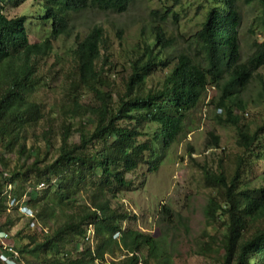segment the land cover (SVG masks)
<instances>
[{
	"label": "trees",
	"instance_id": "16d2710c",
	"mask_svg": "<svg viewBox=\"0 0 264 264\" xmlns=\"http://www.w3.org/2000/svg\"><path fill=\"white\" fill-rule=\"evenodd\" d=\"M26 1H36L42 9L40 19L52 23L50 35L42 41H28L26 15L5 14V3L19 6ZM206 1L210 9L201 29L180 52L166 31L170 13L178 19L177 14L171 9L156 12L157 24L142 28L127 54L129 74L122 78L124 91H118L112 80L117 72L108 32L96 25L85 36L75 34V19L87 10L124 13L134 0H0V145L17 157L12 166L0 153V215L18 210L9 208V185L17 200L28 196L27 205L39 225L23 238L26 242L16 244L26 264H170L158 254L160 240L124 227L137 218L113 200L132 189L128 177L143 165L154 162L150 170L158 171V149L165 152L184 134L187 115L198 108L209 87L219 93L217 123L237 129L243 154L231 170L222 161L217 169L201 166L207 186L216 191L205 208L207 229L219 235L207 232L210 242L202 244L200 253H219L222 264H264V174L259 186L243 183L248 157L264 159V127L251 131L242 122L248 115L242 95L264 68V40L255 41L252 54L243 61L241 0ZM242 1L259 5L264 30V0ZM74 34L76 44L68 59L58 60L55 43ZM118 35L122 38L121 30ZM55 55L62 68L71 65L72 81L70 102L62 107L66 118L61 145L47 163L40 149L27 147V137L45 119L43 106L32 97L46 85L43 67ZM158 72L165 74L162 84L148 89V80ZM87 93L94 103L82 101ZM74 121L80 125L77 129ZM149 125L156 126L153 133L143 130ZM76 133L77 142L72 140ZM43 140L47 148L54 146L50 132ZM220 142V136L210 132L206 146L219 149ZM162 213L170 223L166 217L173 215L171 210L164 207ZM14 224L9 218L0 230L10 232ZM250 225L255 228L247 236ZM90 228L92 240L86 241Z\"/></svg>",
	"mask_w": 264,
	"mask_h": 264
},
{
	"label": "rangeland",
	"instance_id": "374dc122",
	"mask_svg": "<svg viewBox=\"0 0 264 264\" xmlns=\"http://www.w3.org/2000/svg\"><path fill=\"white\" fill-rule=\"evenodd\" d=\"M36 1H26L17 6L13 3H5V14L14 18L26 15L28 22V41L35 43L46 39L51 32V22L40 19L41 7ZM242 16L239 28L240 47L242 60L246 61L253 52V43L264 40V30L261 8L258 4H245L242 0L238 2ZM171 9L177 14L176 19L170 13L166 23L168 35L177 41V51L188 48L194 35L201 29L210 5L206 0H134L127 12L113 13L97 10H87L75 19L76 31L85 36L93 26H103L110 37V51L113 64L116 68L115 89L124 91V76L129 74L128 52L137 43L142 28H149L157 24L159 16L156 12L163 14ZM177 21V22H176ZM122 31L119 38L118 31ZM75 34L71 38L62 37L55 43V54L58 60L68 59V51L75 47ZM177 52V53H178ZM105 53V52H104ZM108 54V55H109ZM56 55L47 60L43 67V77L46 85H41L32 100L43 106L45 119L40 125L28 134L27 147L39 150L41 160L52 162L56 158L57 149L61 145V126L65 122L63 106L70 101V84L72 81V67L69 63L64 68L57 63ZM110 56V55H109ZM165 74L156 73L148 80L147 88H158ZM243 99L247 103L243 124L251 131L264 127V68L260 69L255 80L243 93ZM219 93L215 87H209L207 94L197 109L190 112L185 120L186 129L179 140L165 152L159 148L161 163L158 171H151L152 164L143 165L138 171L129 175L133 186L129 191L123 192L117 200H113L115 206L121 205L131 216L137 220H131L124 224L125 228H135L152 235L161 241L158 254L163 260L170 259V264H222L221 254L211 253L202 255L200 248L203 243L210 242L207 232L216 234V230L207 229L205 208L209 199L216 195L213 188L207 186L201 166L208 165L217 169L221 164L231 170L234 160L242 155L243 151L238 145L239 136L237 129L231 125L217 123L216 116L220 115L216 107ZM82 101L85 104L94 101L90 93L85 94ZM94 103V102H93ZM75 129L80 125L78 121ZM156 129L155 125L145 127L144 131L151 133ZM92 130V127H89ZM50 132L54 146L46 147L44 135ZM214 132L220 136V148L208 149L206 144L209 133ZM264 135V130L262 132ZM80 134L76 133L73 141L79 140ZM0 153L10 160L14 166L17 157L15 154L4 152L0 145ZM0 170H3L0 165ZM264 174V159L248 157L243 172V183L246 182L254 187L262 183ZM0 177V184L2 185ZM40 187V190H44ZM81 201L85 202L82 197ZM167 207L173 214L169 218L170 223L164 221L163 208ZM15 221L11 228L13 240L16 244L26 242L23 238L33 234L34 228L28 229V218L19 210H10L0 215V226L6 224L8 219ZM249 226L247 236L254 231L255 226ZM36 230V228H35ZM20 235V242L17 234ZM216 247V246H215ZM147 252L142 255L146 258ZM111 258H108L110 261ZM153 264H156L155 262Z\"/></svg>",
	"mask_w": 264,
	"mask_h": 264
},
{
	"label": "built area",
	"instance_id": "2783aa9c",
	"mask_svg": "<svg viewBox=\"0 0 264 264\" xmlns=\"http://www.w3.org/2000/svg\"><path fill=\"white\" fill-rule=\"evenodd\" d=\"M14 187L9 185L5 195L8 198L9 208L17 207L20 213L26 215L30 226L32 228L38 227V221L36 220L35 212L27 205L29 201L28 196L23 197L22 200H17L13 195ZM93 229L90 228L86 241L92 240ZM0 264H26L22 253L19 251L13 241L12 234L10 232L0 230Z\"/></svg>",
	"mask_w": 264,
	"mask_h": 264
}]
</instances>
